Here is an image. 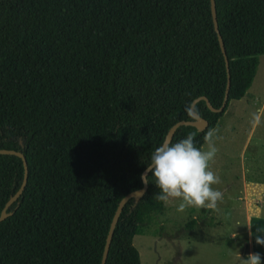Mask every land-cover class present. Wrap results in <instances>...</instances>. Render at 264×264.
I'll use <instances>...</instances> for the list:
<instances>
[{
    "label": "trees",
    "instance_id": "16d2710c",
    "mask_svg": "<svg viewBox=\"0 0 264 264\" xmlns=\"http://www.w3.org/2000/svg\"><path fill=\"white\" fill-rule=\"evenodd\" d=\"M214 8L227 99L220 112L197 101L206 128L179 126L171 143L195 132L201 148L264 55V0ZM225 82L209 0H0V149L27 169L0 222V264H99L118 201L141 187L168 128L198 97L217 109ZM22 173L0 155V211ZM158 193L150 179L127 200L104 264H139L132 238L162 211Z\"/></svg>",
    "mask_w": 264,
    "mask_h": 264
},
{
    "label": "rangeland",
    "instance_id": "374dc122",
    "mask_svg": "<svg viewBox=\"0 0 264 264\" xmlns=\"http://www.w3.org/2000/svg\"><path fill=\"white\" fill-rule=\"evenodd\" d=\"M244 97L245 106L234 104L235 118H222L213 128L217 153L209 170L220 178L212 187L222 193V199L205 214L194 207L177 212L179 200L163 202L162 211L132 238L139 264H241L247 258L243 192L251 206L259 202L264 211V55L258 57ZM256 113H261V122L253 126ZM200 149L207 150L205 142ZM252 188L255 191L250 192ZM192 219L196 222L187 229Z\"/></svg>",
    "mask_w": 264,
    "mask_h": 264
},
{
    "label": "clouds",
    "instance_id": "9594fccd",
    "mask_svg": "<svg viewBox=\"0 0 264 264\" xmlns=\"http://www.w3.org/2000/svg\"><path fill=\"white\" fill-rule=\"evenodd\" d=\"M187 115L191 118L198 112L188 110ZM260 122L261 113L254 114L253 126H258ZM216 131L211 129L204 136L207 150L195 146L196 133L192 132L176 143L164 141L152 152L140 179L145 185L151 179L159 190L156 200L164 203L179 200L176 210L180 213L192 207L198 210L216 208L222 193L213 189L212 185L220 183V178L209 170V162L217 153L214 140ZM255 243L264 246V234L256 235ZM241 264H261L260 253L249 254L246 259H241Z\"/></svg>",
    "mask_w": 264,
    "mask_h": 264
},
{
    "label": "water",
    "instance_id": "95a60500",
    "mask_svg": "<svg viewBox=\"0 0 264 264\" xmlns=\"http://www.w3.org/2000/svg\"><path fill=\"white\" fill-rule=\"evenodd\" d=\"M209 7H210V15H211V20H212V25H213V30L216 34L217 37V42L221 51V54L223 56V60H224V66H225V71H226V82H225V87H224V91H223V96L221 99V103L220 106L217 109H213L209 103L207 102V100L204 97H198L194 100H192V102L190 103L189 106V110H193V106L194 104L199 101L202 100L205 103L206 108L211 111V112H220L222 111V109L224 108L226 99H227V93H228V89H229V74H228V69H227V60L225 57V53H224V49L222 46V42H221V38L219 36L218 30H217V24H216V19H215V8H214V0H209ZM179 126H189V127H193L197 132H200L202 130H204L207 126V122L202 119L199 115H195L193 117H191V119L189 121H179L174 123L172 126H170L167 130V132L165 133V136L162 140V142L164 141H171V138L175 132V130L179 127ZM0 155H12L15 156L17 158L20 159L21 164H22V169H23V173H22V177H21V181L20 184L17 188V190L13 193V195H11V197H9V199L4 203L1 211H0V222L2 220H4L6 218V214H5V210L13 203L16 201V199L19 197V195L21 194L25 183H26V176H27V169H26V163H25V159L22 156V154H20L19 152L13 151V150H6V149H0ZM145 168L142 170L141 174L144 173ZM140 174V177H141ZM147 188V185H145L142 181H141V187L135 191H132L126 195H124L117 203L114 212L112 214V217L110 219L109 225H108V229L106 232V236L104 239V244L102 247V251H101V255H100V260H99V264H104L105 259H106V255H107V251H108V246H109V242L111 239V235H112V231L113 228L115 226V223L117 221V218L120 214V211L122 209V207L124 206V204L127 202L128 199H132L134 203H136L140 197L145 193Z\"/></svg>",
    "mask_w": 264,
    "mask_h": 264
},
{
    "label": "crops",
    "instance_id": "0c3cea01",
    "mask_svg": "<svg viewBox=\"0 0 264 264\" xmlns=\"http://www.w3.org/2000/svg\"><path fill=\"white\" fill-rule=\"evenodd\" d=\"M244 96L242 98H240L239 100L229 102V104L226 108L227 110H225L223 115L219 118V120L215 126L220 124V120L222 118H223V120L235 118V114L237 113V111H236L237 108L234 107V104H236L237 102L238 103L242 102V105L245 106L246 102L244 101V99L245 100H247V99ZM244 188H245V185H244ZM253 191H255L254 188L250 189V192H253ZM242 201H244V206L242 209L243 232H244L245 240H246L247 257L249 254H252V253H260L261 264H264V246L257 245L255 243V236L264 234V211H262L263 207L259 206L260 204L258 201H257L258 203H256V205H254V207H253V205L251 206V203L249 201H247V193H245V192H243ZM250 207L251 208L253 207V208L251 210H249ZM257 230H259V231H257Z\"/></svg>",
    "mask_w": 264,
    "mask_h": 264
}]
</instances>
